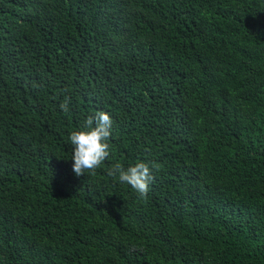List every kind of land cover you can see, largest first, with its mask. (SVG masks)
<instances>
[{
    "label": "trees",
    "instance_id": "16d2710c",
    "mask_svg": "<svg viewBox=\"0 0 264 264\" xmlns=\"http://www.w3.org/2000/svg\"><path fill=\"white\" fill-rule=\"evenodd\" d=\"M0 264H264V0H0Z\"/></svg>",
    "mask_w": 264,
    "mask_h": 264
},
{
    "label": "clouds",
    "instance_id": "9594fccd",
    "mask_svg": "<svg viewBox=\"0 0 264 264\" xmlns=\"http://www.w3.org/2000/svg\"><path fill=\"white\" fill-rule=\"evenodd\" d=\"M64 114L71 111V99L66 97L58 104ZM113 118L108 111L98 110L84 117L83 125L69 133L72 145V170L76 176L95 174L110 157L109 143L112 136ZM108 175L130 186L140 198L146 199L150 183L154 180L153 168L148 162L140 160L125 168L116 163Z\"/></svg>",
    "mask_w": 264,
    "mask_h": 264
}]
</instances>
